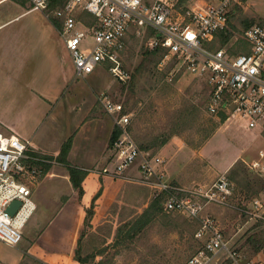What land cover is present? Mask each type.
<instances>
[{"label": "rangeland", "instance_id": "obj_1", "mask_svg": "<svg viewBox=\"0 0 264 264\" xmlns=\"http://www.w3.org/2000/svg\"><path fill=\"white\" fill-rule=\"evenodd\" d=\"M197 1L183 0L175 6V12L186 16ZM12 2L0 5V10ZM44 13L52 15L48 10ZM230 19V41L224 45L219 41L215 43L234 53L229 47L240 39L242 22H264V0H243ZM146 28L150 27L130 26L126 33L121 55L122 67L127 73L124 82H119L107 71L104 76L91 77L95 82L92 92L96 105L106 116L103 122L109 118L114 126L113 117L105 112L98 100L99 96L107 95L122 103L129 113L128 128L140 148L148 145L155 136L176 133L170 137L176 139V146H170L181 149L176 157L177 170L182 168L188 180L195 176L193 181L180 187L206 186L220 175L229 174V169L234 167L236 173L229 176L231 195L226 205L208 204L202 216L214 219L229 245L239 251L245 262L264 264V247L259 251L253 248L254 242H264V176L258 172L260 167H250L253 161L264 166V124H250L248 119L238 115L226 116L220 121L219 113H209L206 106L210 89L205 80L183 70L172 59L163 60L159 51L148 52L157 35L149 36L152 28L148 32ZM65 60L67 68L70 67V61ZM103 129L97 143L99 163L95 165L97 167H86V189L90 184L91 187L95 185L96 191L102 183V193L96 201L91 232L80 243L82 256L97 252L102 239L112 241L109 231L112 225L115 227L118 215L125 217L140 212L153 189L151 185L137 181L134 167L127 172L128 179H111L104 173V170H113L115 157L111 147L105 144L106 128ZM147 150L163 157L164 165L159 170L163 179L172 183L166 176L168 157L161 153V148ZM183 155L186 157L182 158ZM50 165L44 175L39 173L33 181L32 199L36 207L23 228L21 241L14 247L0 241V264H78L72 259L71 252L82 228L85 198L79 197L71 186L64 164L52 160ZM105 175L109 178L100 183L99 178L102 180ZM254 198L262 203L258 208L252 205ZM252 207L256 216L251 214ZM169 215L173 218L171 223L157 217L132 242L109 245L101 256V264H183L200 248L202 240L194 236L197 229L189 232L180 223L182 219L193 225L199 223L197 219L179 213L170 212ZM222 263L223 258L210 264Z\"/></svg>", "mask_w": 264, "mask_h": 264}, {"label": "built area", "instance_id": "obj_2", "mask_svg": "<svg viewBox=\"0 0 264 264\" xmlns=\"http://www.w3.org/2000/svg\"><path fill=\"white\" fill-rule=\"evenodd\" d=\"M28 1L31 9L48 10L61 19L60 34L76 77L101 66L124 82L127 73L121 55L126 33L130 26L150 27L157 35L151 48H162L163 60L172 59L183 70L205 80L210 89L206 106L209 113L225 112L227 117L238 115L250 124H264V22L242 29L239 37L243 47L234 53L215 43L221 31L230 30L231 11L234 14L243 0H198L186 16L175 12L179 0H66L52 10L48 9L49 0ZM82 12L92 22L81 21L78 15ZM98 100L120 130L111 146L114 168L104 173L128 179L126 174L134 167L137 181L151 185L152 197L161 198L164 211L198 220L194 236L202 240V245L183 264H210L221 258L222 264H249L229 245L214 219L202 216L208 204L226 205L231 195L228 176L224 173L206 186L191 189L165 181L159 170L165 160L137 145L129 133V113L122 103L107 95ZM30 160L49 161L28 153V142L18 136L0 133V241L13 247L21 241L23 228L36 207L32 185L40 169L30 166ZM250 167H260L258 172L264 176V166L259 162L253 161ZM13 200H19L20 205L10 215L6 209ZM252 205L262 203L254 198ZM253 207L251 214L256 216Z\"/></svg>", "mask_w": 264, "mask_h": 264}, {"label": "crops", "instance_id": "obj_3", "mask_svg": "<svg viewBox=\"0 0 264 264\" xmlns=\"http://www.w3.org/2000/svg\"><path fill=\"white\" fill-rule=\"evenodd\" d=\"M8 1L0 0V5ZM54 18L59 27L44 11L31 9L28 0H13L0 10V133L28 142L29 152L51 155L58 154L62 143L70 138L67 160L86 169L99 163L100 130L106 128L108 141L113 129L109 118L103 122L106 116L92 92L95 82L91 77L104 76L107 70L99 66L88 76L76 77L60 34L62 21ZM170 137L158 148L168 157L166 176L174 185L185 186L195 176L188 180L182 168L177 170L176 157L181 149L170 146L177 142ZM94 186H90L89 195L84 194V204Z\"/></svg>", "mask_w": 264, "mask_h": 264}, {"label": "trees", "instance_id": "obj_4", "mask_svg": "<svg viewBox=\"0 0 264 264\" xmlns=\"http://www.w3.org/2000/svg\"><path fill=\"white\" fill-rule=\"evenodd\" d=\"M65 1L66 0H49L48 9L52 10L55 8H59L64 4ZM182 1L183 0H179L177 3L179 4ZM232 12L233 11H231L230 17L233 15ZM54 17L55 16H53V15H51V16L48 15V18L50 19V21L56 27H59V22ZM78 18L81 19V21L86 22V23L92 22V18L89 15H87L85 12L80 13L78 15ZM242 23H243V28H247L248 26H250L254 22H253V20H244ZM146 29H147L146 32H148V30H150V28H146ZM152 34L153 35L156 34L155 30H153V29H151L149 36ZM231 35H232L231 31H228V30L227 31H221L218 34L219 44L224 45L225 43H228L230 41ZM242 45H243L242 39H236V41L229 47L230 48L229 51L230 52H236L239 48L242 47ZM147 51L151 52V53H154L156 51L163 53V49L160 47L150 48V49H147ZM218 115H219L220 121H222L226 118L227 114L225 112H220ZM180 118H181V116H180ZM119 132H120L119 128L116 125H114L113 129L110 133V136H109L108 147L112 146L113 142L118 137ZM173 134H176V133H169V134H163V135L155 136V138H153L149 142L148 145H144V146L140 145V146H141L142 150H145V151H147V149H152V148L158 149L165 142V140H167ZM70 144H71V139L69 138L62 143L60 151L56 155L40 154V153L28 151V153H30L31 155L43 157L44 159L49 160L47 162L46 161L30 160L29 165L30 166H38L40 169V176H42L50 168V166H51L50 162L52 160H55L61 164H64L66 166V169H67L68 179L70 181L71 186L73 187V189L75 190L77 195L79 197L82 196V198H83L84 194L88 193L87 195H89L91 193L90 184H89V188H88L89 190L86 189V187H88V184L86 185V181H87L86 177H87L88 173H87V170L85 168H81L78 166L71 165L69 163V161L67 160L66 156H67V153L70 149ZM229 170H230L229 174H227L228 178H229V176H232L234 173H236L234 167L232 169H229ZM106 178H109V177H102V180L99 178L98 181L100 183H101V181L105 182ZM111 179H112V177H111ZM101 186H102V183H101L100 187H98L96 189V191L94 193H92V195L89 199V204H83L82 205L83 212H84L83 219H82V228L79 229V231L76 235V243H75V246L72 250V259L74 261H76L78 264H101L102 263V261H101L102 257L101 256L103 255L104 250L109 247V245H112V244L117 245L119 243L132 242L135 238H137V236L140 233H142L151 224L152 220L157 218V217L166 219V221L170 222V223L173 220V218L170 217V215H169L170 212L163 210V208L160 204L161 198H154V197H152V193H151V196H149L147 199L146 205L143 207V209L140 212H138V213L135 212L134 214H130V215H127L125 217L124 216L122 217L120 214L118 215V221H117L115 227L113 228V225H112L110 227V231H109V236L112 238V241L109 242V239L104 238L101 240V247L97 252H94L91 254H90V252H87V253H85V256H82L80 253V250H81L80 249V243H81L82 239L88 234V232H91V230H90L91 219L95 213V208L97 205L96 201L102 193V187ZM214 205H217V204H214ZM180 225H184L186 227L185 230H187L189 232L190 231L193 232L199 226V224H197V225L190 224L185 219H182V222L180 223ZM224 238H226V236H224ZM263 247H264L263 241L262 242H254L253 248L255 251H259ZM195 252H193V254ZM225 262H226V260H225Z\"/></svg>", "mask_w": 264, "mask_h": 264}, {"label": "water", "instance_id": "obj_5", "mask_svg": "<svg viewBox=\"0 0 264 264\" xmlns=\"http://www.w3.org/2000/svg\"><path fill=\"white\" fill-rule=\"evenodd\" d=\"M20 205V201L19 200H13L9 206L7 207V212L12 215L16 209L18 208V206Z\"/></svg>", "mask_w": 264, "mask_h": 264}]
</instances>
